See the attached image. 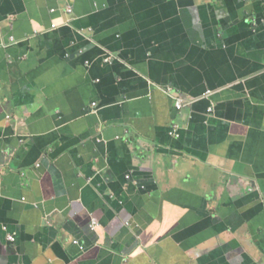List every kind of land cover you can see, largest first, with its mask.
Here are the masks:
<instances>
[{"label": "crops", "instance_id": "0c3cea01", "mask_svg": "<svg viewBox=\"0 0 264 264\" xmlns=\"http://www.w3.org/2000/svg\"><path fill=\"white\" fill-rule=\"evenodd\" d=\"M3 227L0 264H264V0H0Z\"/></svg>", "mask_w": 264, "mask_h": 264}, {"label": "built area", "instance_id": "2783aa9c", "mask_svg": "<svg viewBox=\"0 0 264 264\" xmlns=\"http://www.w3.org/2000/svg\"><path fill=\"white\" fill-rule=\"evenodd\" d=\"M67 12L68 13H72L71 12V10L70 9H68L67 10ZM56 28H57V26H53L52 27V30H56ZM177 102V104H176V109L178 110V111H181L182 110V108H183V104H182V102L181 101H176ZM93 107H96V105H94ZM177 129H178V127H174V134H176L177 133ZM97 227V223L96 222H93L92 223V225H91V228L92 229H95ZM7 228L6 227H3L2 228V231L0 232V237L2 236V232L4 233V234H6L7 233ZM6 240H7V242H9V243H15V238L12 236V235H7V237H6ZM74 245L75 246H80L79 245V243L76 241V242H74ZM80 250H84L83 248H80Z\"/></svg>", "mask_w": 264, "mask_h": 264}]
</instances>
